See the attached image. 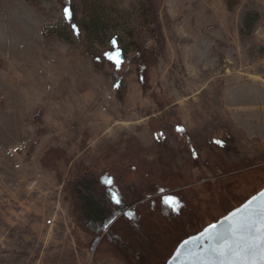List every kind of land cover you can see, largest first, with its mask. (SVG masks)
<instances>
[{"label": "rangeland", "instance_id": "1", "mask_svg": "<svg viewBox=\"0 0 264 264\" xmlns=\"http://www.w3.org/2000/svg\"><path fill=\"white\" fill-rule=\"evenodd\" d=\"M150 1L155 31L141 27ZM65 8L0 0V264H149L135 242L127 255L80 228L66 186L98 164L119 204L144 201L126 210L139 223L156 208L149 188L167 187L143 172L162 173L165 156L188 186L163 193L174 219H154L183 229L162 234L166 264L182 240L264 188V0H75L70 19ZM134 30L146 72L129 52ZM117 49L119 68L107 55ZM108 152L133 175L116 178Z\"/></svg>", "mask_w": 264, "mask_h": 264}, {"label": "trees", "instance_id": "2", "mask_svg": "<svg viewBox=\"0 0 264 264\" xmlns=\"http://www.w3.org/2000/svg\"><path fill=\"white\" fill-rule=\"evenodd\" d=\"M65 7L71 6L75 0H59ZM157 13L152 5L151 1L141 8V24L143 27H152V31L156 30L154 25L159 24L157 19ZM253 14L248 16L245 22L249 29L254 28L255 18ZM137 33L133 31L132 45L129 48V52L134 50L139 54L136 59L137 64L141 70L147 71L148 58L145 51H142V45L138 42ZM121 58H125V51H121ZM156 123L157 119H153ZM61 153V155H60ZM59 160L57 162H63L68 160L67 153L64 154L59 152ZM104 159L113 158L116 165L117 174L116 178L124 179L127 172L128 176L133 175V164L129 158L130 165L123 163V154L117 152H108L103 154ZM66 160V163L69 161ZM170 161V162H169ZM125 162V161H124ZM162 173L155 175V169H147V172H143L144 177H153L156 179L158 176L164 181L167 187L164 190L159 191L154 187L149 188V195L145 198V202L155 204L156 208L145 217L144 221L139 223H133L130 220L127 221L129 212L126 211L129 207H137L143 204L144 201H135L134 197L128 204L116 203L112 190L108 187V180L111 178L107 171H102L98 168V164H92L91 166H84L75 170L73 177L67 181L66 190L68 191V198H70L73 212L75 213L76 221L80 228L91 233L94 236H99L105 233L109 240L120 250L122 253L130 255L131 249L129 242H135L139 249H141L148 257L149 264H163L166 262V252L170 249V244L166 239L162 237V234H168L170 231L171 224L165 225L154 221V219L160 215L162 211L167 213L171 219H174V210L172 206L165 202L166 197L163 193L170 190L186 189L187 182L185 177L174 169V164L171 159L164 157L163 161L160 162ZM60 164H58L59 166ZM152 166V165H151ZM176 166V164H175ZM188 161L186 167H188ZM106 170H109L108 168ZM122 174V177H120ZM178 178L182 183H173ZM173 183V184H172ZM137 219V218H136ZM141 220V219H140ZM143 220V219H142ZM174 220L172 221V223ZM175 223V222H174ZM173 223V224H174ZM188 225L195 226V220L191 215L188 217ZM172 224V225H173ZM138 226V227H137ZM176 227V224H174ZM176 232H181V227H176ZM123 235L126 239L123 240ZM122 237V238H121ZM162 237V238H161ZM161 250V251H160ZM163 251V252H162ZM169 258V256H168ZM165 260V261H164ZM164 261V262H163Z\"/></svg>", "mask_w": 264, "mask_h": 264}, {"label": "snow or ice", "instance_id": "3", "mask_svg": "<svg viewBox=\"0 0 264 264\" xmlns=\"http://www.w3.org/2000/svg\"><path fill=\"white\" fill-rule=\"evenodd\" d=\"M64 12L70 19L71 9L66 7ZM112 43L115 45V41ZM107 55L119 68L122 63L119 49L116 50L115 54L108 53ZM217 143L221 142L217 141ZM168 199L170 202H174V205H178L175 198L169 197ZM119 202V199H117L116 203ZM251 203L249 201V204ZM246 209L247 206H245ZM240 211L238 209L225 218V222H230V232L228 234L217 232L218 226L215 224L210 225L209 229L201 234L214 241L209 250L212 257H214L211 264H215V260H218L220 264H264V210L257 215L246 216L243 222L236 220ZM186 243L187 241H185ZM205 264H209V262H205Z\"/></svg>", "mask_w": 264, "mask_h": 264}, {"label": "water", "instance_id": "4", "mask_svg": "<svg viewBox=\"0 0 264 264\" xmlns=\"http://www.w3.org/2000/svg\"><path fill=\"white\" fill-rule=\"evenodd\" d=\"M249 201L252 203L249 204ZM245 206H247L246 210ZM238 209L241 211L237 215L236 220L241 222H243V219L246 218V216H254L264 210V188L250 197L242 205L233 209L227 215L210 225L215 224L218 226L217 232L228 234L230 232V222H225V218L230 216L231 213L236 212ZM210 225H207L200 232L182 240L166 264H205V262H209V264H211V262L214 261V257H212L209 250L213 246L214 241L208 239L206 235H201L209 229ZM185 241H187L186 244ZM215 264H220V262L215 260Z\"/></svg>", "mask_w": 264, "mask_h": 264}]
</instances>
